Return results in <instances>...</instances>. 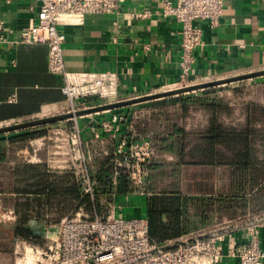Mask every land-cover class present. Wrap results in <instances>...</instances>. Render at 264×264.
I'll return each instance as SVG.
<instances>
[{"label": "trees", "instance_id": "1", "mask_svg": "<svg viewBox=\"0 0 264 264\" xmlns=\"http://www.w3.org/2000/svg\"><path fill=\"white\" fill-rule=\"evenodd\" d=\"M210 90L152 101L151 111L133 123L137 134L125 138L148 139L153 150L140 186L118 163L126 158L116 152L119 140L106 144V155L79 167L63 162L62 168L15 155L18 146L44 130L0 135V210L15 213L14 221H0V254L12 258L19 240H44L49 228L73 216L71 211L102 212L103 198L110 202L136 190L148 195L149 236L159 244L263 214L264 103L252 99L236 106L210 96ZM96 147L100 142L89 143V150ZM83 175L92 183L90 193L84 191Z\"/></svg>", "mask_w": 264, "mask_h": 264}, {"label": "crops", "instance_id": "2", "mask_svg": "<svg viewBox=\"0 0 264 264\" xmlns=\"http://www.w3.org/2000/svg\"><path fill=\"white\" fill-rule=\"evenodd\" d=\"M39 7V0H13L11 3L0 0V128L73 109L62 92L63 77L49 70L47 43L22 42V31L39 24ZM164 8L165 0H119L116 10L110 13L87 14L80 23L59 25L66 36L64 58L68 71H115L120 80L118 96L113 101H118L264 69V0H224L218 24L196 22L203 31V38L194 50L195 61L184 83L179 82L181 24L175 16L165 15ZM90 100L87 101L89 106L101 103L97 99ZM157 100L66 121L76 120L78 140L84 146L100 142V149L96 147L92 153L87 149L88 157L93 159L100 154L106 155L112 142L129 132L135 136L133 123L149 113L152 101ZM81 104L75 102L77 107ZM115 114L124 116V121L116 124L114 131H104L102 124L111 121ZM94 128L99 131L98 136ZM40 130L45 131L44 135L35 139L46 138L45 125L0 135ZM81 150V146L53 151L47 147L27 146L16 155L18 160H21L18 156L23 155L29 163L47 162L50 166L66 168L63 162L79 167L76 155ZM161 156L172 159L171 155ZM147 198L148 195L136 190L129 195H114L110 202L103 198L107 206L102 212L89 213L82 207L77 211L82 210L89 217L113 214L146 218ZM73 212L69 215L74 216L76 212ZM246 241V229L237 228L223 243L220 264H239V258L230 251ZM260 243L264 249V225L260 228Z\"/></svg>", "mask_w": 264, "mask_h": 264}, {"label": "built area", "instance_id": "3", "mask_svg": "<svg viewBox=\"0 0 264 264\" xmlns=\"http://www.w3.org/2000/svg\"><path fill=\"white\" fill-rule=\"evenodd\" d=\"M118 1L39 0V24L22 31V42L47 43L49 70L63 77L62 92L73 105L72 110L88 107L90 99L100 100L99 104L115 100L120 77L111 70L68 71L64 58L66 36L58 26L80 23L87 14L110 13L116 10ZM223 7L224 0H165V15L175 16L181 24L180 83L188 79L195 61L194 50L202 42L203 31L196 22L218 24ZM76 101L82 103L80 107L75 106ZM122 121L124 116L115 114L102 128L112 132ZM92 130L99 135L98 130ZM116 152L126 155L125 161L118 163L130 170L133 185L140 186L149 173L148 162L153 155L151 142L148 139L130 141L124 137L119 140ZM82 180L84 191L92 192L89 177L83 175ZM5 216L15 219L12 209L2 214ZM233 224L159 244L150 238L148 220L144 217L124 218L113 214L89 217L79 210L60 222L55 243L45 253L44 261L37 264H220L224 241L240 228H231ZM263 225L264 213L241 226L247 231V241L230 251L239 258V264H263L264 249L260 243Z\"/></svg>", "mask_w": 264, "mask_h": 264}, {"label": "rangeland", "instance_id": "4", "mask_svg": "<svg viewBox=\"0 0 264 264\" xmlns=\"http://www.w3.org/2000/svg\"><path fill=\"white\" fill-rule=\"evenodd\" d=\"M202 91L203 90H198L194 93H203ZM209 95L224 98L226 101L231 102L236 106H241L248 101H252V99L256 102L264 103V76L216 86L214 88L212 87ZM189 121H192V119H189ZM45 127L47 128L46 138L38 140L35 139L32 142L23 143L17 147L16 153L27 146L47 147L50 151L63 147H67L69 149V147L73 148L75 146L78 149L79 146H81V152L76 155L79 160L78 166L92 161V156L91 158L88 157L89 154L87 149H90L89 146H84V144H81L78 140L79 129L76 125V120L70 122L60 121L53 124H47ZM90 153H92L91 150ZM73 155L75 156V154ZM18 157L23 161L26 160L23 155ZM6 211L8 210H0V221H14L15 219L13 218H8L7 216L2 217V214ZM255 216L237 218L233 221H227L225 224L234 223L231 228L245 226L249 221H253ZM225 224H222L221 226H224ZM58 226L59 225L49 228L45 239L42 241L28 242L19 240L12 258L7 255L0 254V264H37L39 261H44L45 253L57 239Z\"/></svg>", "mask_w": 264, "mask_h": 264}, {"label": "water", "instance_id": "5", "mask_svg": "<svg viewBox=\"0 0 264 264\" xmlns=\"http://www.w3.org/2000/svg\"><path fill=\"white\" fill-rule=\"evenodd\" d=\"M261 76H264V69L255 71V72L233 76V77H228L224 79H219V80H214V81H209V82H204V83H198V84L185 85V86L178 87L176 89L159 92L155 94H150V95H146L142 97H135V98H129V99H124V100L112 101L109 103L92 105V106H88V107L81 108V109L71 110L69 112L51 116V117H46V118H42L38 120L27 121V122L17 123V124L6 126V127H1L0 134L28 129V128L37 127V126H42L46 124H52V123L66 121L70 119H77L82 116L110 111L113 109H118V108L130 106V105H134L137 103H141V102L157 100V99L177 96L181 94H187V93L195 92L198 90H204L207 88L222 86V85H226L229 83L243 81L246 79H253V78L261 77Z\"/></svg>", "mask_w": 264, "mask_h": 264}, {"label": "bare ground", "instance_id": "6", "mask_svg": "<svg viewBox=\"0 0 264 264\" xmlns=\"http://www.w3.org/2000/svg\"><path fill=\"white\" fill-rule=\"evenodd\" d=\"M45 32V31H44Z\"/></svg>", "mask_w": 264, "mask_h": 264}]
</instances>
